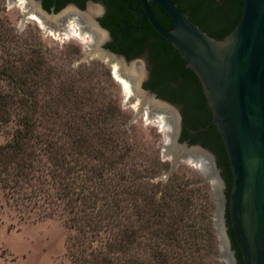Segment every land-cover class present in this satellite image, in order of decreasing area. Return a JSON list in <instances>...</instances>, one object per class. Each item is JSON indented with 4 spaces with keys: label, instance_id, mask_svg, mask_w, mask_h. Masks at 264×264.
I'll use <instances>...</instances> for the list:
<instances>
[{
    "label": "trees",
    "instance_id": "trees-1",
    "mask_svg": "<svg viewBox=\"0 0 264 264\" xmlns=\"http://www.w3.org/2000/svg\"><path fill=\"white\" fill-rule=\"evenodd\" d=\"M170 1L215 39H223L234 29L243 4V0ZM126 2L115 5L124 11ZM151 8L161 27L173 28L160 7L151 4ZM149 33L150 27L145 26L138 39ZM154 47L173 48L156 33ZM41 64L37 52L23 69L0 70V80L12 85L16 94L11 99L0 87V136L4 137L0 143V210L8 208L22 219L62 218L74 264H208L199 253L212 243L211 230L206 227L210 222L201 223L204 216L189 209L192 191L173 186V174L165 183L145 188L136 170L108 162L130 151L121 148L125 141L115 134L116 124L108 123L104 109L83 113L95 105L90 99L93 87L79 80L81 74L75 68L77 78L61 81L60 87L52 85L53 71L43 76ZM186 72L190 76L192 71ZM28 83L36 91L56 87L58 95L40 104ZM195 88L194 95L203 97L200 87ZM63 109L65 116L60 112ZM208 135L214 141L229 195L232 176L223 142L214 127ZM174 205L180 208L177 212L171 209ZM129 207L133 212L124 214ZM123 215L128 224L123 223ZM226 219L238 264H243L228 210ZM140 251L146 255L140 257Z\"/></svg>",
    "mask_w": 264,
    "mask_h": 264
},
{
    "label": "water",
    "instance_id": "water-1",
    "mask_svg": "<svg viewBox=\"0 0 264 264\" xmlns=\"http://www.w3.org/2000/svg\"><path fill=\"white\" fill-rule=\"evenodd\" d=\"M28 1L34 6L37 16L59 23L46 25V31L49 28L60 33L66 30L68 17L62 15L68 9L60 14L48 13L39 2ZM138 1L144 10L143 17L183 59L182 69L191 70L200 82L212 118L198 131L210 126L218 131L232 176L229 197L225 194L226 183L217 167L216 157L200 146L179 142L181 119L178 112L142 88L146 71L142 65L140 69L137 67V60L128 62L122 56L102 50L101 43L88 38L87 53L80 61L98 57L108 61L111 67L116 64L115 75L128 85L127 104L136 103L137 93L174 114L171 129L164 133L166 141L162 145V156L170 161V170L163 179L172 175L182 161L198 167L214 192V227L220 246L219 259L226 264H237L228 235V210L230 227L243 264H264V0H243L238 22L223 39L209 36L189 19L188 13L182 12L170 0ZM14 2L11 0L12 4ZM150 3L158 5L167 14L172 29H164L158 24ZM22 14L25 22L30 14ZM133 68L141 70L137 82L128 75ZM144 105L139 101L127 127L144 115ZM196 154L204 157L206 165H196Z\"/></svg>",
    "mask_w": 264,
    "mask_h": 264
},
{
    "label": "rangeland",
    "instance_id": "rangeland-1",
    "mask_svg": "<svg viewBox=\"0 0 264 264\" xmlns=\"http://www.w3.org/2000/svg\"><path fill=\"white\" fill-rule=\"evenodd\" d=\"M14 1L12 4L11 0H0V70L4 67L8 70L23 69L28 66L29 59L35 58L38 52L42 62V75L46 76L47 72L49 75L50 70L53 71V74L49 75L50 83L60 87V82L74 76L77 69L76 73L81 74L79 80L84 81L86 86L93 87L90 99L95 105L91 109H84L83 113L88 114L91 111L95 114L99 107L104 109L108 123L112 121L116 124L115 134L125 141L121 148L125 146L130 151L124 158L113 157L107 161L136 170L135 174L144 178L139 183L145 188L151 189L152 183H165L171 176L163 179V175L170 170V161L162 156L166 131L152 118L147 119L145 114L127 127L136 111L138 100L131 105L127 104L128 91L106 61L98 57L80 61L87 53L88 41L85 35L81 38L75 33L65 39L58 36L59 31L52 28L46 31L42 24L34 20L28 18L23 22V6L19 0ZM74 77L77 78L76 75ZM28 86L33 96L37 94L40 104L46 100L50 102L58 95L56 87H42L43 89L38 88L36 91L33 84L28 83ZM0 87L3 88L4 94L16 99L12 85L7 81L0 80ZM111 106L112 114L109 113ZM60 112L61 115H66L65 109ZM3 141L4 137L0 136V143ZM122 150L124 151V148ZM171 180L173 186L192 191V205L189 209L195 215L204 216L201 223L210 222V226L206 227L211 230L212 243L208 242L199 255L208 264H226L219 259L220 246L214 227L216 203L211 183L205 181L198 167L184 161L173 172ZM128 209L124 214L133 212L131 207ZM171 209L177 212L180 208L174 205ZM123 219L125 215L122 221L128 224ZM68 233L60 217L22 219L14 211L3 208L0 210V264H74ZM145 255L140 251V257Z\"/></svg>",
    "mask_w": 264,
    "mask_h": 264
},
{
    "label": "flooded vegetation",
    "instance_id": "flooded-vegetation-1",
    "mask_svg": "<svg viewBox=\"0 0 264 264\" xmlns=\"http://www.w3.org/2000/svg\"><path fill=\"white\" fill-rule=\"evenodd\" d=\"M35 1L39 2L41 8L48 13H59L68 8L69 15L65 17H68V20L70 18L77 19L82 25L81 27H83L82 30L85 31H87V27L82 20V16L88 12L89 8L96 9V13L93 15V24L103 34L102 40L98 41L101 43V49L122 56L128 62L137 60L139 69L141 65L143 66L146 71V78L142 88L154 93L157 99L173 106L180 116L179 142L186 143L189 146H200L210 151L216 157L218 167V156L213 146L214 141L208 135L213 126L204 131H198L200 128L206 127L212 118L200 82L194 73L191 72L190 76H188L186 71L189 70L182 69L183 59L175 49L159 50L154 47L156 32L148 19L143 17L144 10L138 0H127L124 4V11L118 10L115 5L120 0H115L113 3L107 0ZM151 4L154 3H150V8ZM151 11L153 14L152 8ZM145 26L150 27V33L145 35L142 40H139V35L144 32ZM87 33L85 35L86 39L89 38L92 41ZM94 39L96 40V38ZM113 65L112 68L114 69ZM180 77L181 80L179 81ZM195 87H200L203 97L194 95ZM158 113H162V111ZM172 115L174 114L172 113ZM216 132L218 134L217 130ZM220 169L222 176L223 169ZM225 194L227 197V185ZM234 251L236 258L237 253L236 250Z\"/></svg>",
    "mask_w": 264,
    "mask_h": 264
},
{
    "label": "bare ground",
    "instance_id": "bare-ground-1",
    "mask_svg": "<svg viewBox=\"0 0 264 264\" xmlns=\"http://www.w3.org/2000/svg\"><path fill=\"white\" fill-rule=\"evenodd\" d=\"M20 3L23 6V12H29V19L34 20L40 24H42V26H46V25H56L57 20H50V19H46V18H40L39 16H37L34 11L35 8L34 6L28 1V0H19ZM96 13V9L93 8H89L88 12L86 14H84L82 16V20L85 24V26L87 27V31L82 30L83 27H81L82 25L77 21V19L75 18H70L67 22L66 25V30H64L62 33L58 34V36H61V38H69L71 34H75L77 33L81 38L83 37V35L89 34L90 38L93 40L94 38H96L97 42L101 41L103 38V34L97 30V28L95 27V25L93 24V15ZM69 15V11L66 12L65 14H63L62 16L65 17ZM74 26V27H72ZM85 33H84V32ZM114 71H116L117 69V65L114 64ZM140 71H137L136 69H132L130 71V73L128 74L130 78H132V80L134 82H137L140 76ZM123 82L124 86L126 87L127 91L128 90V85ZM135 96L137 97V102L139 103V101H142L145 105V111L144 114L146 116L147 119L152 118L153 120H155L157 123H159L161 125V128L166 131V133L169 132V130L171 129V126L173 124V115L171 112H169L167 109L162 108L160 106H156L155 104L151 103V101L147 98L142 97L141 95H137V93L135 94ZM161 112L162 113H157L154 114L153 112ZM165 112V113H163ZM167 128V130H166ZM198 158V161L196 163L197 166H201L203 167L204 165H206V160L204 159L203 156H200L199 154L195 155ZM200 157V158H199Z\"/></svg>",
    "mask_w": 264,
    "mask_h": 264
}]
</instances>
